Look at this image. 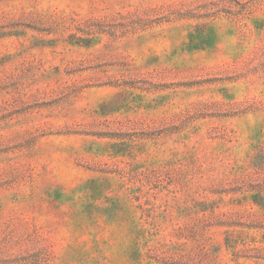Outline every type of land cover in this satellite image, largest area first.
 <instances>
[{
  "label": "rangeland",
  "instance_id": "1",
  "mask_svg": "<svg viewBox=\"0 0 264 264\" xmlns=\"http://www.w3.org/2000/svg\"><path fill=\"white\" fill-rule=\"evenodd\" d=\"M0 264H264V0H0Z\"/></svg>",
  "mask_w": 264,
  "mask_h": 264
}]
</instances>
